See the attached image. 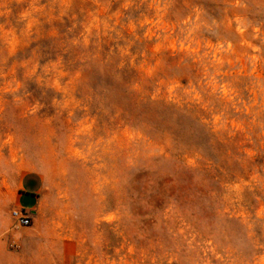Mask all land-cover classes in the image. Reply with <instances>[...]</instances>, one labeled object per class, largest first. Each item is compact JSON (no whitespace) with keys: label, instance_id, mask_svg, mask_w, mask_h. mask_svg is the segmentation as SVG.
Wrapping results in <instances>:
<instances>
[{"label":"rangeland","instance_id":"1","mask_svg":"<svg viewBox=\"0 0 264 264\" xmlns=\"http://www.w3.org/2000/svg\"><path fill=\"white\" fill-rule=\"evenodd\" d=\"M0 264H264V0H0Z\"/></svg>","mask_w":264,"mask_h":264},{"label":"crops","instance_id":"2","mask_svg":"<svg viewBox=\"0 0 264 264\" xmlns=\"http://www.w3.org/2000/svg\"><path fill=\"white\" fill-rule=\"evenodd\" d=\"M44 189L45 177L41 172L36 170L26 172L17 184L13 208L27 212L32 216V222L38 219Z\"/></svg>","mask_w":264,"mask_h":264},{"label":"trees","instance_id":"3","mask_svg":"<svg viewBox=\"0 0 264 264\" xmlns=\"http://www.w3.org/2000/svg\"><path fill=\"white\" fill-rule=\"evenodd\" d=\"M178 198V193L176 189L172 186L170 187H165L163 190H159L158 193L154 195V198L152 199V202H154L156 205H162L163 203L166 202L167 198Z\"/></svg>","mask_w":264,"mask_h":264},{"label":"built area","instance_id":"4","mask_svg":"<svg viewBox=\"0 0 264 264\" xmlns=\"http://www.w3.org/2000/svg\"><path fill=\"white\" fill-rule=\"evenodd\" d=\"M12 217L18 226L26 227L32 224V216L21 209H13Z\"/></svg>","mask_w":264,"mask_h":264}]
</instances>
